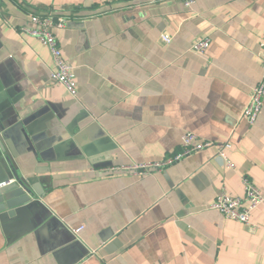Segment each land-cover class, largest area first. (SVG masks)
<instances>
[{
  "label": "crops",
  "instance_id": "obj_1",
  "mask_svg": "<svg viewBox=\"0 0 264 264\" xmlns=\"http://www.w3.org/2000/svg\"><path fill=\"white\" fill-rule=\"evenodd\" d=\"M35 16L65 20L54 35L75 98L20 31ZM263 36L264 0H0L2 136L42 193L0 213V264H264V204L247 224L210 208L243 198L244 179L264 197V100L253 124L241 119ZM187 132L229 141L232 167L211 147L128 170L180 153Z\"/></svg>",
  "mask_w": 264,
  "mask_h": 264
},
{
  "label": "built area",
  "instance_id": "obj_2",
  "mask_svg": "<svg viewBox=\"0 0 264 264\" xmlns=\"http://www.w3.org/2000/svg\"><path fill=\"white\" fill-rule=\"evenodd\" d=\"M184 5L189 7L194 3V0H183ZM65 27L64 19H54L49 17H33L31 27H23L20 29L24 34L34 38L40 45L45 47L50 56L52 68L50 70V80L62 86L65 91L72 98L77 96V84L73 66L67 62L62 49L54 35L55 29H63ZM161 40L164 43H169L171 37L162 35ZM209 46L207 38L196 39L192 45L191 50L195 53H203ZM260 61H261V76L259 82L256 84L252 93L241 112V119L249 124H253L258 115L260 114L263 100H264V36L260 44ZM214 147L216 149L215 159L223 161L226 166L232 167L228 161L226 153L231 148V143L221 142L214 143L205 141L199 138L192 132H187L181 139V151L173 157L166 159L163 162L148 163L135 165L128 170L131 172H139L147 174L153 170L163 169L168 164H171L184 156L192 153L200 152ZM244 184V197H229L224 194L218 195L214 202L210 205L211 209L220 212L224 217L232 221L247 224L251 212L257 209L258 206L264 204V197L261 192L247 179L243 180ZM245 205H242V202ZM82 230V227L72 229V233L77 235Z\"/></svg>",
  "mask_w": 264,
  "mask_h": 264
},
{
  "label": "water",
  "instance_id": "obj_3",
  "mask_svg": "<svg viewBox=\"0 0 264 264\" xmlns=\"http://www.w3.org/2000/svg\"><path fill=\"white\" fill-rule=\"evenodd\" d=\"M2 135L3 127L0 124V165L6 171V179L0 183V213L11 212L30 202L34 195L39 197L42 194L36 178H26L18 173Z\"/></svg>",
  "mask_w": 264,
  "mask_h": 264
}]
</instances>
